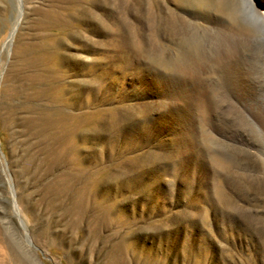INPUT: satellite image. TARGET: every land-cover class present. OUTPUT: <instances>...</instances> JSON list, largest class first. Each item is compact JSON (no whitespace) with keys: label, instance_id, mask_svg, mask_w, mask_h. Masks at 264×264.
<instances>
[{"label":"rangeland","instance_id":"rangeland-1","mask_svg":"<svg viewBox=\"0 0 264 264\" xmlns=\"http://www.w3.org/2000/svg\"><path fill=\"white\" fill-rule=\"evenodd\" d=\"M240 2L0 0V264H264L262 92L174 71Z\"/></svg>","mask_w":264,"mask_h":264},{"label":"bare ground","instance_id":"bare-ground-1","mask_svg":"<svg viewBox=\"0 0 264 264\" xmlns=\"http://www.w3.org/2000/svg\"><path fill=\"white\" fill-rule=\"evenodd\" d=\"M238 9L243 13L244 21L253 28L254 35L250 33L251 37H243L232 28L223 31L205 28V36L198 52L189 56L184 54L174 64V71L178 73L175 81L178 84H208V78L203 73L215 72L223 84H234L242 74L249 84L247 89L248 92L251 90L250 98L261 104V92L264 97V10L258 12L252 0H241ZM243 47L248 50L243 49L248 52L244 58L241 53ZM211 83L213 84V80ZM259 111L261 118V109ZM249 126V134L257 133L254 124L250 123Z\"/></svg>","mask_w":264,"mask_h":264}]
</instances>
